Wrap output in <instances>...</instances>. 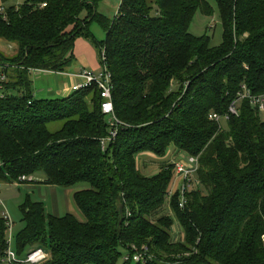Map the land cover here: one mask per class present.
Masks as SVG:
<instances>
[{
  "label": "trees",
  "instance_id": "16d2710c",
  "mask_svg": "<svg viewBox=\"0 0 264 264\" xmlns=\"http://www.w3.org/2000/svg\"><path fill=\"white\" fill-rule=\"evenodd\" d=\"M100 1L25 0L0 19V185L43 174L45 185L88 186L73 196L84 221L49 215L28 196L17 254L37 245L50 254L45 264H264V115L238 101L243 86L264 94V0H212L223 29L216 47L190 31L198 11L213 16L210 0H122L114 19ZM93 22L104 41L89 33ZM79 36L105 53L111 73L122 126L104 148L111 129L98 86L49 100L32 92V71L68 73ZM172 146L199 158L185 208L178 193L171 199L181 242L170 216L152 220L174 165L147 177L137 163ZM6 230L0 215L2 250ZM133 247L148 249L146 263L132 261Z\"/></svg>",
  "mask_w": 264,
  "mask_h": 264
},
{
  "label": "rangeland",
  "instance_id": "374dc122",
  "mask_svg": "<svg viewBox=\"0 0 264 264\" xmlns=\"http://www.w3.org/2000/svg\"><path fill=\"white\" fill-rule=\"evenodd\" d=\"M121 1L122 0H101L98 5V12L108 19H114L118 14ZM24 2L25 0H12L8 3L2 4V1L0 0V6L4 5L5 7L12 6L18 8L23 5ZM209 2L214 9L213 16L208 17L203 15L201 11H198L193 19L190 31L197 37H201L204 35L210 36L211 45L213 47H216L222 42L223 29L216 3L212 0H210ZM88 29L89 33L92 34L95 40H97L98 42H102L106 39V33L97 22L91 23ZM75 45L76 62L73 63V66H71V68L68 70V73L73 74L80 69H86L88 71L98 73L103 66L102 60L98 53L99 51L94 47L93 43L89 39H86L84 36H79L75 41ZM0 50L5 51V44L3 42H0ZM32 80L33 95L34 97H36V99L39 100L60 98L62 97L59 96L61 95V89L69 88L71 85L68 78L60 75L48 73L46 74L45 72H40L34 75ZM60 127L61 124H58L52 126L51 129L53 131H56L57 128ZM180 154L181 155L179 157L174 146L170 147L167 150L164 157H159L151 153H143L138 156V168L142 170L144 169V167H147V170L145 171L147 177H153L159 173L160 169L163 168V166L167 165L168 163H172L175 160H180L183 156H186V154L182 152ZM33 179V183L20 181L21 185L2 184L0 189V201L4 205V207L0 206V215H3L4 210H6L11 218V221L14 223L11 247L12 250L16 253L18 252L17 237L26 227L23 221L21 207L26 202L28 196H30L32 201L42 202L47 214H54L57 217H62L67 214H73V211L78 210L72 209L77 208L74 203L72 193L76 190L85 189L80 186L72 188H61L57 186L54 187L45 185L43 183L45 179L43 174H39ZM29 184H32L31 187H28ZM36 185L38 186V188H32V186ZM178 189V178L174 173V177L172 179L169 190V194H171V196L167 198L166 203L152 217V220L154 222L159 218L165 216H170L174 220V224L171 228V234L175 242H181L184 240V233L179 222L175 218L171 206L172 196L177 192ZM33 247L35 249H43L37 245ZM26 254H28V252ZM122 263L123 262L121 260L120 264Z\"/></svg>",
  "mask_w": 264,
  "mask_h": 264
},
{
  "label": "built area",
  "instance_id": "2783aa9c",
  "mask_svg": "<svg viewBox=\"0 0 264 264\" xmlns=\"http://www.w3.org/2000/svg\"><path fill=\"white\" fill-rule=\"evenodd\" d=\"M46 5L44 4L43 7ZM0 19L6 20V7L0 6ZM103 61L102 69L98 72H91L86 69H80L76 75H71L77 77L80 80V83H77L71 87V92H76L84 88H89L92 85L98 86V89L101 91V96L103 98V103L101 105V110L105 116L108 117V122L110 125V135L107 139L102 140V146L105 147V143L114 140L119 130L122 126V123L115 116L114 105H113V85L111 73L107 65L104 63L105 53L101 55ZM45 72V71H32V73ZM49 73V72H48ZM51 73V72H50ZM63 74V73H59ZM249 100L251 105L255 107L261 115H264V94L253 95L251 92L243 86V92L240 94L238 101ZM237 101L233 103L229 112L231 115H237ZM211 120H215L220 124L226 123L229 119V116L221 118L217 115H210ZM175 167V176L178 178L179 189L176 193L179 194V207L184 209L187 201L188 194L194 191L199 185L200 182L197 177L199 170V158L193 156H183L180 160H175L171 163ZM23 182H33V178L23 177L21 179ZM0 185V189H1ZM171 194H169V197ZM0 206L4 207L3 203L0 201ZM4 220L6 221V248L4 250L0 247V264H45L50 259V254L43 249L32 248L28 254L24 257H19V255L12 250V235L14 230V223L11 221V218L6 210L3 212ZM133 255L132 261L134 263H146L147 262V252L146 247L142 248V251H139L136 247L132 248ZM130 256L125 254V261H128Z\"/></svg>",
  "mask_w": 264,
  "mask_h": 264
},
{
  "label": "crops",
  "instance_id": "0c3cea01",
  "mask_svg": "<svg viewBox=\"0 0 264 264\" xmlns=\"http://www.w3.org/2000/svg\"><path fill=\"white\" fill-rule=\"evenodd\" d=\"M75 47H76V45H75ZM74 55H76L75 54V50H74ZM75 62H76V56H75ZM79 72V70H77V72H75V73H73V74H70V73H63V74H59V73H48V72H45L46 74L48 73V74H54V75H60V76H63V77H65V78H68L69 79V81H70V83H71V85H70V87L69 88H62L61 89V95H59V96H62V97H68V96H70L71 95V87L73 86V85H75V84H77V83H80V80L76 77H73V76H71V75H76L77 73ZM38 73H40V72H37L36 74H38ZM40 76V75H39ZM64 87V86H63ZM177 150V149H176ZM177 153H178V155H179V157H180V152L177 150ZM171 163H168L167 165H165V166H163V167H167L168 165H170ZM141 170V169H140ZM147 170V167L145 168L144 167V169H142L141 171H142V173L143 174H146V171ZM147 175V174H146ZM45 180V179H44ZM43 181V180H42ZM32 185V184H31ZM31 185L29 184L28 185V187H31ZM55 187V186H54ZM80 187H83V188H85V189H82V190H86V189H88L87 187V185H80ZM32 188H38V186L36 185V186H32ZM82 190H76V191H74L72 194V196H74V194L75 193H77V192H79V191H82ZM73 210H75V209H77V208H72ZM78 211V212H77ZM77 211H73V214L72 215H74V216H76L80 221H84V218H83V216L81 215V213L79 212V210H77ZM51 215H53V216H56V215H54V214H51ZM63 217V216H62Z\"/></svg>",
  "mask_w": 264,
  "mask_h": 264
}]
</instances>
